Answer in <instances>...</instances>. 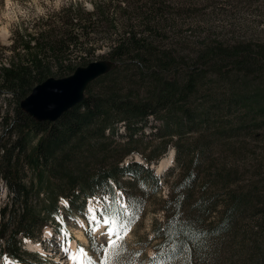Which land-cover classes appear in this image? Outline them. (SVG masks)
<instances>
[{
	"label": "trees",
	"instance_id": "16d2710c",
	"mask_svg": "<svg viewBox=\"0 0 264 264\" xmlns=\"http://www.w3.org/2000/svg\"><path fill=\"white\" fill-rule=\"evenodd\" d=\"M157 1L148 0L150 8L157 6ZM103 5L102 0L94 1L93 10L85 12L67 7L69 29L63 32H55L47 22L35 26L33 32L23 28L17 33L19 41L11 46V55L0 65V92L16 101L6 122V138L0 137V180L8 190V199L0 206V252L14 264L31 262L29 258L37 256L22 248V240L39 239L47 223L53 225L54 234H63L67 227L59 220L62 209L89 224L92 220L86 203L90 197L100 200L96 214L117 222L120 229L124 225L132 228L158 194L155 200L162 219H154L155 228L148 239L156 241L151 255L142 254L148 264H194L195 255L210 248L215 258L225 253L224 262L238 256L242 264H264V227L255 229L256 225L245 220L237 225L239 217L246 216L244 209H258L262 204L257 189H229L231 170L215 171L213 164L201 165L209 155L204 137L223 134L221 138H227L264 127L263 120L252 119V123L239 121L235 129L228 121L215 119L211 110L212 105L223 104L227 114L232 107H240L243 115L242 110L251 104L264 107V93L252 94L244 86L250 83L245 79L264 76V44L209 43L188 62L172 50L158 47L153 39L138 35L131 24L127 27L128 17L111 24L106 14L110 7L105 10ZM118 6L123 12L131 8L128 0H119ZM158 21L148 16L143 24L151 28L152 22L155 28ZM103 23H110L115 34L106 58L115 66L88 84L81 102L56 120L30 117L20 101L46 78L64 77L78 65H86L84 55L76 64L66 56L81 54L88 42L85 32H96L93 28L88 31L89 26ZM132 79L142 87H134ZM207 79L224 84L212 91ZM201 97L205 100L192 105V98L198 101ZM150 116L155 123H148ZM189 133L197 137L187 152L182 142ZM170 147L176 151L179 175L162 197L160 191L170 172L159 175L143 164L157 163ZM135 154L143 162L135 159ZM213 178V188L225 189L217 195L221 205L206 198L211 191L204 192L203 185ZM236 227L239 231L234 233ZM89 240L96 245L98 262L94 264H100L108 243H98L91 235ZM120 245L107 254L112 263L118 262Z\"/></svg>",
	"mask_w": 264,
	"mask_h": 264
},
{
	"label": "rangeland",
	"instance_id": "374dc122",
	"mask_svg": "<svg viewBox=\"0 0 264 264\" xmlns=\"http://www.w3.org/2000/svg\"><path fill=\"white\" fill-rule=\"evenodd\" d=\"M94 1L97 0H0V65L6 62V58L11 55V46L15 44L16 40L19 41L18 34L23 28L26 27L30 32H33L35 26L47 22L51 23V27L55 32H63L69 29L66 22L70 20L68 16L70 9L74 7L76 10L80 9V12L92 11ZM128 1L131 8L123 12L118 6L119 0H102V3H104L102 9L106 10L107 6L110 7V11L106 12L109 22L111 24L121 23L125 17H128L127 27L131 24V29L136 31L138 35L153 39L158 47L170 49L176 55L183 56L188 62L193 60L198 51L209 43L232 44L249 41L264 44V0H158L156 2L157 6L153 8H150L151 3L148 0ZM67 7H70L69 11ZM148 16L155 17L156 21L159 20L158 25H154L155 28L152 26L153 21L150 23L151 28L143 24ZM110 23H103L98 26L91 24L87 30L93 28L96 32L88 34L85 32V39L88 40L82 46L85 49L81 50V54L73 52L67 54L66 57L69 56L74 64L80 62L83 55L88 62L106 59L115 39L113 27ZM132 80L135 81L134 87H142L138 85L136 79ZM245 81L250 82L244 86H247V90L252 94L264 93V76L261 79L251 80L249 78ZM206 83L209 84L208 88L212 91L217 90V87L224 84L219 81L212 82L209 79L206 80ZM102 85L95 84L94 87ZM219 90L223 91L222 88H219ZM201 98L198 101L192 98V105L205 100L204 97ZM15 105L16 101L12 95L0 92V137L2 140L6 138V122L13 115ZM212 107L211 110L215 119L226 120L235 129L236 126H239L238 122L242 120L247 121V123H252V119L257 120L254 122L263 120L261 124L264 123V117H260V115H264V107L258 108L255 104L243 109V115L240 112V107H237V110L232 107L229 114H227L223 104L212 105ZM214 113H217L218 116H214ZM237 115H241V117ZM148 123H155L153 117H149ZM218 123L221 125L220 122ZM189 134L190 136H187L189 138L182 142L187 152V147L197 137L194 133ZM218 136L219 134L214 138H203L208 144L206 152L209 155L201 165L213 164L211 169L215 171L221 169L231 170V179L228 182L231 187L229 189H238L239 191L241 189H244L243 191L250 188L257 189L262 204L258 209H244L242 213L246 216L244 219L243 216L239 217L237 225L240 227L243 220H245L247 224L256 225L255 229L263 228L264 127L259 126L246 131L242 130L237 135L227 138H221L223 134H220V137ZM132 155L128 156L125 162L130 160ZM133 157L137 160L141 159L138 154ZM175 159L176 151L174 147H170L157 163H153L154 170L159 175L170 172L167 183L164 182L165 184L160 191L162 197L167 194V185L179 175V166ZM200 170L202 173L205 171L203 167ZM213 181L214 178L204 181V192L209 193L211 191L210 195L206 194V198H210L211 202L215 201V206L221 205L223 202L220 201L217 195L225 192V189L222 190L219 186L213 188ZM207 188H210V190H207ZM212 195L216 198L212 199L210 197ZM156 197H158V194L145 207L141 219L134 222L133 227L129 228L126 235H124V244L120 245L116 252L117 264H148L144 260L145 255L142 254L146 252L147 255H151L152 246L155 245L156 241L149 242L148 239L155 228L154 219H162V212L158 209L159 205L155 200ZM7 199L8 190L5 183L0 180V206ZM60 204L65 205V201L61 200ZM100 205L98 197H91L87 200V213L92 220L89 224L78 215L69 214L62 209L59 220L64 222L67 227L63 234H54L53 225L47 223L43 227L39 239L27 238L22 240V248L29 253H35L37 256L30 257L31 262L28 261L27 264H81V262L89 264L90 260L92 264L98 262V255L94 254L96 245L95 243L91 244L89 235L98 243L106 241L108 243L110 228L113 231L120 230L117 222L112 221L109 225L105 223V221H109L107 217L96 214ZM236 230L233 232L237 233L239 231L237 227ZM242 231L240 230L239 233H243ZM71 243L75 245L73 255L79 261L77 259L73 261L71 258ZM29 245L31 246L28 247ZM81 249L83 252H81ZM138 250L140 253H137ZM234 253L231 251L230 255H234ZM223 254L225 253H221L215 258L212 248L207 249L203 255L199 256L198 253L195 255L196 261L194 264H242V260L238 256H233L231 262H224ZM0 264H14V262L9 256L0 252Z\"/></svg>",
	"mask_w": 264,
	"mask_h": 264
},
{
	"label": "water",
	"instance_id": "95a60500",
	"mask_svg": "<svg viewBox=\"0 0 264 264\" xmlns=\"http://www.w3.org/2000/svg\"><path fill=\"white\" fill-rule=\"evenodd\" d=\"M114 66V61L100 59L77 66L68 76H50L36 84L19 105L37 121H54L81 102L89 83Z\"/></svg>",
	"mask_w": 264,
	"mask_h": 264
},
{
	"label": "snow or ice",
	"instance_id": "6c2138e0",
	"mask_svg": "<svg viewBox=\"0 0 264 264\" xmlns=\"http://www.w3.org/2000/svg\"><path fill=\"white\" fill-rule=\"evenodd\" d=\"M105 223L110 225L112 221L111 220L105 221ZM128 230L129 229L127 225H124L119 231H113L110 228L108 233L109 235L108 245L105 249H103V252L107 254H111L113 252V249L117 248L120 244H122L124 235H126ZM81 252H83L82 249ZM107 254L105 255L104 259L100 262V264H112V261L109 258V255ZM89 264H91V260L89 261Z\"/></svg>",
	"mask_w": 264,
	"mask_h": 264
},
{
	"label": "bare ground",
	"instance_id": "6f19581e",
	"mask_svg": "<svg viewBox=\"0 0 264 264\" xmlns=\"http://www.w3.org/2000/svg\"><path fill=\"white\" fill-rule=\"evenodd\" d=\"M140 162H143V160L142 159H140ZM144 166H149L151 169H154V164L153 163H151L150 165H147L145 162H144V164H143ZM74 242V241H73ZM75 243V242H74ZM71 245V250H72V256H71V258H72V260L74 261L75 259H77V261H79V259L78 258H76L74 255H73V252H74V247H75V245L73 244V243H71L70 244ZM31 245H29L28 247H30ZM71 260V259H70ZM81 264H85V262H81Z\"/></svg>",
	"mask_w": 264,
	"mask_h": 264
}]
</instances>
